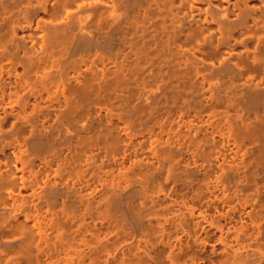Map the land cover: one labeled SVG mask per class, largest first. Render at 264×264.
Masks as SVG:
<instances>
[{
	"label": "bare ground",
	"instance_id": "1",
	"mask_svg": "<svg viewBox=\"0 0 264 264\" xmlns=\"http://www.w3.org/2000/svg\"><path fill=\"white\" fill-rule=\"evenodd\" d=\"M0 264H264V0H0Z\"/></svg>",
	"mask_w": 264,
	"mask_h": 264
}]
</instances>
